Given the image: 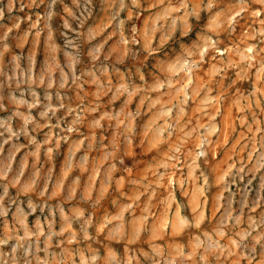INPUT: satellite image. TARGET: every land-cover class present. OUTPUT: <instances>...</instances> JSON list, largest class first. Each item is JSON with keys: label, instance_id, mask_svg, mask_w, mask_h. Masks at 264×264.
<instances>
[{"label": "rangeland", "instance_id": "1", "mask_svg": "<svg viewBox=\"0 0 264 264\" xmlns=\"http://www.w3.org/2000/svg\"><path fill=\"white\" fill-rule=\"evenodd\" d=\"M0 264H264V0H0Z\"/></svg>", "mask_w": 264, "mask_h": 264}]
</instances>
